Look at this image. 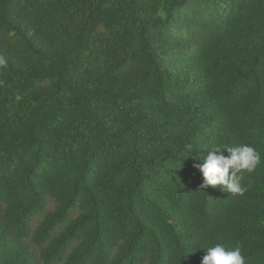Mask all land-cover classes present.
<instances>
[{
  "label": "trees",
  "instance_id": "obj_1",
  "mask_svg": "<svg viewBox=\"0 0 264 264\" xmlns=\"http://www.w3.org/2000/svg\"><path fill=\"white\" fill-rule=\"evenodd\" d=\"M0 56V264H264V0H0Z\"/></svg>",
  "mask_w": 264,
  "mask_h": 264
},
{
  "label": "clouds",
  "instance_id": "obj_2",
  "mask_svg": "<svg viewBox=\"0 0 264 264\" xmlns=\"http://www.w3.org/2000/svg\"><path fill=\"white\" fill-rule=\"evenodd\" d=\"M6 63L5 58L0 56V67L6 66ZM188 150L191 152V146ZM225 152L228 153L227 156L224 155ZM207 153L202 158L198 157L202 163L195 165L203 176L201 188L221 186L222 190L232 194H243L245 190L237 173H252L262 162L260 153L247 144L214 147ZM201 264H246V261L240 247L229 249L224 244L217 243L205 250Z\"/></svg>",
  "mask_w": 264,
  "mask_h": 264
}]
</instances>
